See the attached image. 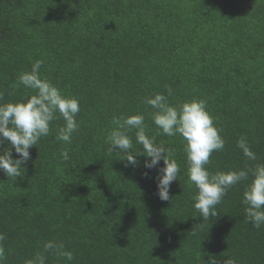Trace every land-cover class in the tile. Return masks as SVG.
Returning <instances> with one entry per match:
<instances>
[{"label":"trees","instance_id":"16d2710c","mask_svg":"<svg viewBox=\"0 0 264 264\" xmlns=\"http://www.w3.org/2000/svg\"><path fill=\"white\" fill-rule=\"evenodd\" d=\"M37 59L43 77L79 98L80 127L64 144L55 139L63 120L55 121L31 147L21 177L0 170L4 264H25L49 240L63 242L74 259L44 253L46 264H207L210 256L264 264V226L246 222L242 202L251 177L204 222L185 141L161 134L143 102L168 88L173 105L207 101L226 141L210 157L212 172L264 163V0H0V102L34 94L16 84ZM134 113L145 115L147 134L180 165L168 201L157 194L163 160L145 169L138 155L133 167L108 150L112 117ZM130 135L141 150L135 130ZM241 136L257 161L237 148ZM65 148L67 162L59 155Z\"/></svg>","mask_w":264,"mask_h":264},{"label":"clouds","instance_id":"9594fccd","mask_svg":"<svg viewBox=\"0 0 264 264\" xmlns=\"http://www.w3.org/2000/svg\"><path fill=\"white\" fill-rule=\"evenodd\" d=\"M43 59L32 63L30 70L19 73L16 86L22 85L34 94L25 96L15 102H0V170L8 178L17 179L22 176L21 169L30 160V149L38 146L41 139L50 135L53 123L62 119L63 125L56 129L55 139L64 144H71L73 135L80 127L77 116L80 112V100L76 96L64 93L51 80L41 75ZM172 89H167V95L156 93L144 98V103L154 111L151 113L153 124L160 133L168 137L181 136L185 141L184 151L188 162V179L198 190L194 196V208L199 216L208 222L217 215L216 206L227 192L243 181L246 184L243 193L245 205V220L259 229L264 226V163H255L252 167L229 169L212 172L207 165L213 152L222 151L226 141L221 135L223 129L215 123V117L207 108V101L193 98L179 105L169 102ZM3 94L0 93V101ZM111 130L106 135L109 152L116 149L123 154L127 164L138 167V155H144V168H156L160 161L164 166L159 168L157 175V194L162 201H168L170 188L179 175L180 165L174 158L171 148L164 143H157L156 136L146 132L145 115L134 113L130 115L113 116ZM135 130V144L141 150L134 148L130 133ZM244 157L249 161H257V154L251 148L246 137L241 136L236 144ZM13 150L17 154L14 157ZM116 151V152H117ZM62 161H69L68 149L60 153ZM147 172L145 175L147 176ZM5 234L0 233V264L6 260L4 247ZM44 253H51L67 262L74 259L72 251L63 242L49 240L44 243L43 251L36 254L25 264H46ZM207 264H220L215 256H210ZM227 264H234L228 261Z\"/></svg>","mask_w":264,"mask_h":264}]
</instances>
